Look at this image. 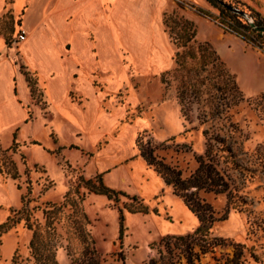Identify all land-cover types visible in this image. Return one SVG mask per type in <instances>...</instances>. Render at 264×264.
<instances>
[{"label":"rangeland","instance_id":"obj_1","mask_svg":"<svg viewBox=\"0 0 264 264\" xmlns=\"http://www.w3.org/2000/svg\"><path fill=\"white\" fill-rule=\"evenodd\" d=\"M223 1L244 11L248 22L251 11L264 19V0ZM9 12L0 14V38L8 40L6 48H17L18 18ZM164 14L193 22L195 42L177 48L163 25L162 61L151 55L142 65L119 54L111 69L96 62L75 77L82 86L73 84L69 98L89 121H67L56 105L54 121H44L50 118L45 83L19 53L13 57L30 94V118L16 128L5 112L0 119V225L14 222L0 232V264H34V232L58 264H121V257L125 264H145L157 253L152 244L192 234L199 221L140 150L188 178L208 146L217 152L228 190L199 197L219 220L211 236L225 246L200 254L195 264H223L238 246L246 264H264V94H243L225 64L214 60L211 40L229 32L208 0H167ZM15 80L17 95L26 99ZM83 87L91 89V99ZM102 173L103 183L125 196L109 201L93 194ZM208 256L212 261H205Z\"/></svg>","mask_w":264,"mask_h":264},{"label":"crops","instance_id":"obj_2","mask_svg":"<svg viewBox=\"0 0 264 264\" xmlns=\"http://www.w3.org/2000/svg\"><path fill=\"white\" fill-rule=\"evenodd\" d=\"M166 5L167 0H13L8 5L0 0V14L8 7L10 14L18 18L19 31L26 34L17 48H6L0 38V119L5 112L8 121H15L12 128H16L30 118L26 110L30 94L13 62L19 53L28 69L45 83L50 118L44 121H54L53 105L67 121H89L69 98L73 84L82 86L75 77H84L96 62L111 69L119 54L142 65L151 55L154 61H162ZM211 42L243 94H264L262 49L230 33ZM16 78L23 84L26 99L22 100L17 91L14 94ZM85 91L87 94L81 92L91 99V89ZM116 225L119 234V212Z\"/></svg>","mask_w":264,"mask_h":264},{"label":"trees","instance_id":"obj_3","mask_svg":"<svg viewBox=\"0 0 264 264\" xmlns=\"http://www.w3.org/2000/svg\"><path fill=\"white\" fill-rule=\"evenodd\" d=\"M12 2L13 0H6L7 5ZM208 2L211 6L219 10V20L225 27L226 32L236 35L246 43L252 44L254 47H258L257 42H264V34L260 31L264 29V19H260L258 13L251 11L250 18L252 19V23H249L242 16L232 12L231 9L235 7L231 4L225 3L223 0H208ZM199 12L205 16H209L208 13ZM253 15L257 16L259 19H254ZM163 16V25L167 29L169 38L177 48H184L189 43L195 42L196 28L193 22L172 15L164 14ZM13 32L14 30L11 31V34ZM5 45H8V40L6 38ZM204 46L208 47L209 45L205 43ZM211 52L215 58L214 60L224 65L219 56L216 55V52L214 50H211ZM33 93L31 86L32 98ZM14 94L16 95V89H14ZM227 152L230 153V151ZM140 155L149 166L155 169L164 184L172 188L173 194L182 199L184 205L199 221V226L192 234L167 237L162 239L159 243L152 244L150 248L152 250L156 249L157 253L154 257L147 260L145 264H179L182 259H184L187 264H195L200 254H205L207 252L213 253L216 247H224L225 241L211 236L210 233L214 223L219 220L215 219L212 207L199 197L200 192L219 195L226 193L228 190V183L218 169L217 152L213 151V149L208 146L204 154L197 157L196 161L198 166L188 178H183L180 171L156 160L151 151L141 149ZM91 181L92 180H88L87 185L92 184ZM95 181L98 183V187H96L97 189L95 186L92 187L93 189L91 188L90 191L93 194L104 196L109 201H118L119 196H125L123 192L106 187L102 181V175H98ZM133 200H135V197H133ZM118 212L120 222L119 238L122 239L124 218L122 210H118ZM13 224L14 222L12 219L8 218L5 223L0 225V232L3 233L8 231ZM29 246L34 264H58L55 254L52 251L45 253L46 247L41 245L40 237L37 233H33ZM196 247L200 249L199 253L195 252ZM222 258L223 257L219 260ZM120 262L121 264H125L123 257H121ZM223 264H246L243 259V247H236L232 258H227Z\"/></svg>","mask_w":264,"mask_h":264},{"label":"built area","instance_id":"obj_4","mask_svg":"<svg viewBox=\"0 0 264 264\" xmlns=\"http://www.w3.org/2000/svg\"><path fill=\"white\" fill-rule=\"evenodd\" d=\"M25 39H26L25 32L24 31H19L17 33V35L15 36V38H14V43L15 44H20V43L24 42ZM257 44H258L257 46L264 51V42H260V43L257 42Z\"/></svg>","mask_w":264,"mask_h":264},{"label":"water","instance_id":"obj_5","mask_svg":"<svg viewBox=\"0 0 264 264\" xmlns=\"http://www.w3.org/2000/svg\"><path fill=\"white\" fill-rule=\"evenodd\" d=\"M231 10H232L233 13L242 16L244 19L247 18L246 13H244V12L238 10V9H235V8H232ZM249 23H252V20H250ZM260 31L264 34V29H261ZM207 260L212 261V258L210 256H208V257L205 258V261H207Z\"/></svg>","mask_w":264,"mask_h":264}]
</instances>
